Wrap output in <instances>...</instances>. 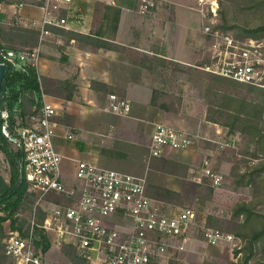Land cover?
<instances>
[{"label": "built area", "instance_id": "1", "mask_svg": "<svg viewBox=\"0 0 264 264\" xmlns=\"http://www.w3.org/2000/svg\"><path fill=\"white\" fill-rule=\"evenodd\" d=\"M207 4L201 10L207 22L205 35L212 38V54L206 70L264 88V37H234L229 32L213 31L218 0H200ZM73 0H45L43 17L32 24L40 29L39 43L24 49L0 47V66L26 70L31 66L38 71L41 44L50 34L48 25L65 27L66 17L57 18L53 10L68 7ZM153 3L142 0L140 11L146 13ZM207 12L212 17H207ZM210 21V22H209ZM41 90L35 96L39 106L26 117L11 118L8 107L9 90L0 93V131L23 151L21 171L28 190L36 196L35 208L45 212L42 227L58 246L72 244L89 264H152L167 256L171 249L181 251L199 226L203 238L211 245L239 246L240 240L232 233L198 224V215L191 207H171L147 193V175L136 174L100 165L90 159H75L57 146L58 138L71 139L56 119L57 105ZM109 110L128 114L130 104L125 98L110 95ZM26 124H21L23 120ZM194 136L173 126L157 123L150 138V151L162 155L166 148L185 149ZM212 186H219L223 177L205 170ZM35 219L29 221L27 235L13 232L4 241V253L14 264H54L35 246ZM177 254L176 252H173Z\"/></svg>", "mask_w": 264, "mask_h": 264}, {"label": "trees", "instance_id": "2", "mask_svg": "<svg viewBox=\"0 0 264 264\" xmlns=\"http://www.w3.org/2000/svg\"><path fill=\"white\" fill-rule=\"evenodd\" d=\"M7 0H0V4ZM216 22L213 31L229 32L234 37L262 38L264 37V0H218ZM42 2V1H41ZM40 2V3H41ZM97 3L96 8L98 7ZM96 11V9H95ZM0 16H5L0 13ZM212 17V13H208ZM50 31L58 32L59 27L48 25ZM40 29L27 27L19 23L9 26L0 25V47L5 49H24L39 43ZM207 42L210 35H205ZM69 37L85 43L91 49L99 47L125 52L135 65L150 63L149 67H165L172 70L177 62L165 59L155 54V59H142L134 48L122 46L113 41L100 39L89 34L69 32ZM210 64V59H202L198 66ZM205 65V66H206ZM190 78L205 91L207 112L205 119L226 129L227 135L239 134L246 140L245 149L241 150L240 159H236L228 175L233 187H251L252 194L236 201L230 216H220L211 213L207 216L206 225L221 231L230 232L239 240V246L234 248L236 260L206 259L201 264H264V88L248 83L238 82L206 71L197 66L190 67ZM170 82V80H169ZM93 89L106 92H117L116 87L107 83L91 81ZM48 95L70 101L78 92V84L73 79H57L41 75L36 68L26 70L5 68L3 90H9L8 107L13 109L11 118L26 117L36 111L39 106L35 100L41 96V89ZM154 88L151 104L163 111L179 113L183 110V96L175 90ZM121 97L124 91H121ZM38 108V107H37ZM131 106V110H132ZM130 110V112H131ZM75 116L70 113L58 115L56 119L62 124L69 125ZM26 119L21 124H26ZM12 143L0 131V153L3 152L10 165L8 176L3 175L0 168V264H14L13 259L4 253V241L13 232L27 235L29 221L35 219V246L46 253L51 248V240L42 227L45 212L41 207L35 208L36 196L28 190V184L21 171L23 151L19 147H11ZM1 158V157H0ZM151 171L168 173L176 177H185L189 166L181 160L163 155H154L149 162ZM148 180V178H147ZM214 186L206 182L194 183L189 197L206 201L212 198ZM147 193L149 196L169 204H181L183 194L179 189L155 184L148 180ZM61 253L66 258L62 264H89L88 260L75 246L63 243ZM177 259L175 254L166 264H185ZM157 264V263H152Z\"/></svg>", "mask_w": 264, "mask_h": 264}, {"label": "rangeland", "instance_id": "3", "mask_svg": "<svg viewBox=\"0 0 264 264\" xmlns=\"http://www.w3.org/2000/svg\"><path fill=\"white\" fill-rule=\"evenodd\" d=\"M44 4L45 0H7L0 4V13L5 15L0 16V25L9 26L15 22L23 26L34 27L32 22H38L43 17L42 6ZM151 7L154 8L155 5ZM72 13L74 12L70 7H58L53 10L55 17H66L67 20L73 19ZM144 41L146 43L142 44L147 48H158L161 44L160 39L154 40L152 38L151 41ZM169 44H164V46L169 47ZM203 45L200 49L191 50L188 54L183 50L179 56L175 57L177 59H172L177 64L172 67L171 71L160 65L155 68L149 67L151 64L148 62L144 65H135L128 54H125V59H116L119 68L122 66L121 64L125 63V82H116L115 84L121 86L114 93L121 97V91L125 90L122 98L128 100L130 110L131 106L133 107L128 114H116L109 110L110 93L107 94L108 92L102 89H94L89 91L90 95L83 96L82 89L78 87V95L71 100V103L66 104L62 100L59 103V100H56L60 115L63 114V109L69 107L70 114L75 116L71 124H63L62 133L68 131L73 135L71 139L59 138V149L63 153L69 155L76 153L78 157L90 159L100 164L101 159L113 158L117 166L122 167L121 169H125L127 172L146 173L148 180L155 184L179 189L184 197L182 203L168 204L175 208H193L198 215L199 225L206 222L207 216L211 213L229 217L234 203L240 198H249L252 194L251 187H233L230 179H228L233 163L236 159H240L239 153L245 149L246 140L239 134L227 135L224 127L225 133L219 138L217 135L208 136L211 140L194 137L192 144L185 149L166 148L163 151V156L181 160L189 166V171L185 177L151 171L149 167V162L153 156L149 148L152 131L157 123L166 124L164 122V112L166 111L150 103L151 93L155 87L168 90L170 85H173L175 90L183 96V110L180 113L182 115L192 114V118L198 121L204 120L207 112L205 91L198 85L197 80L190 78L191 73L189 72L192 66L206 70L203 68L206 64L204 66L197 65L202 59L212 57L209 43L206 42ZM135 50L142 59H155L156 57L152 52ZM60 60L63 62L65 59ZM41 61L38 68L39 74H41L39 71ZM128 86L133 89L129 92L132 96L126 95ZM188 122L195 124L191 119ZM11 147L14 148L13 145ZM0 157L1 171L3 175L8 176L10 165L7 157L3 152L0 153ZM207 167L213 173L223 177L222 183L219 186H214L211 199L198 201V199L189 197V194L194 183L206 182L208 185H212L210 178L205 173ZM260 210L264 212V205L260 206ZM52 248L53 250L58 249L54 241ZM234 248L231 244L211 245L207 243L199 226L196 225L192 231L191 239L184 249L181 251L171 249L167 256L157 264H166L165 262L174 257L175 253L173 252H176L177 259L185 264H201L210 258L223 261L236 260ZM47 256L48 259L51 258L59 262L57 253L52 252Z\"/></svg>", "mask_w": 264, "mask_h": 264}, {"label": "crops", "instance_id": "4", "mask_svg": "<svg viewBox=\"0 0 264 264\" xmlns=\"http://www.w3.org/2000/svg\"><path fill=\"white\" fill-rule=\"evenodd\" d=\"M151 1L152 6L155 5V7L150 6L148 12L142 13L140 11L142 0H73V3L68 6L74 12L72 13L73 19L67 20L65 27L58 26L60 28L58 32L50 31L41 44L42 61L39 69L41 75L57 79H73L82 89L83 96L90 95L89 91L94 90L91 87L93 80L107 83L116 89L121 86L115 84L116 82H125V63L119 68V64L115 61L125 59V52L103 47L93 50L85 43L69 37V32L97 36L122 46L152 52L165 59H177L175 57L179 56L183 50L188 54L191 50H198L204 46L203 44L207 42L203 32L206 22L201 10L206 11L207 4H201L200 0ZM97 3L100 4L96 8ZM152 38L161 40L160 47L147 48L142 44L144 40L148 42ZM167 43H170L169 47L164 46ZM60 59L65 60L62 62ZM132 90L131 86H128L126 95L132 96L129 93ZM111 94L117 93H110L109 97ZM77 95L78 92L75 96ZM48 98L54 104H57L56 100H59V103L61 100L66 104L71 103V100L66 101L51 95H48ZM58 113L60 115V111ZM63 113H71L69 107L63 109ZM192 117V114L164 112L166 124L175 126L194 137L211 140L208 136L217 135L219 138L220 135H224L225 129L216 123L207 121L205 116L202 121ZM189 119L195 124H190ZM56 141L59 148V138ZM66 155L75 159H84L78 157L76 153ZM100 162L99 164L105 167L123 170L122 167L117 166L113 158H104ZM48 237L51 240L49 234ZM52 244L53 240H51V248L43 253V256L48 259L47 255L55 252L59 262L51 258L48 260L54 264L66 263V258L60 250L61 246L56 244L58 249L53 250Z\"/></svg>", "mask_w": 264, "mask_h": 264}, {"label": "water", "instance_id": "5", "mask_svg": "<svg viewBox=\"0 0 264 264\" xmlns=\"http://www.w3.org/2000/svg\"><path fill=\"white\" fill-rule=\"evenodd\" d=\"M4 76H5V70H4V67L1 65L0 66V93L3 90V80H4Z\"/></svg>", "mask_w": 264, "mask_h": 264}]
</instances>
